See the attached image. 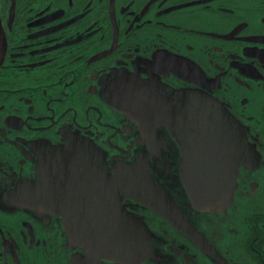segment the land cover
Instances as JSON below:
<instances>
[{"label": "flooded vegetation", "instance_id": "af4514ba", "mask_svg": "<svg viewBox=\"0 0 264 264\" xmlns=\"http://www.w3.org/2000/svg\"><path fill=\"white\" fill-rule=\"evenodd\" d=\"M139 87L215 99L244 129L249 157L223 211L190 204L173 136L108 101ZM68 148L108 175L147 161L189 230L118 188L152 254L129 263L86 250L47 196ZM0 264H264V0H0Z\"/></svg>", "mask_w": 264, "mask_h": 264}, {"label": "water", "instance_id": "95a60500", "mask_svg": "<svg viewBox=\"0 0 264 264\" xmlns=\"http://www.w3.org/2000/svg\"><path fill=\"white\" fill-rule=\"evenodd\" d=\"M119 93L108 101L128 110L146 133L156 131L155 126L159 125L180 143L179 172L190 204L198 210L223 211L233 201L239 169L249 157L244 129L227 109L199 93L166 96L144 87ZM69 151L72 154H67ZM66 152L65 157L72 161L65 171L59 172L64 173V182L55 181L47 196L50 205L56 209L61 205L67 210L61 214L69 216L68 224L75 227V235L86 250L129 263L152 254L146 224L139 217L121 214L118 188L180 229L189 230L174 195L149 171L147 161L125 166L118 161L112 175H108L98 157L83 149L68 148ZM59 197L75 201H57ZM79 206L81 218L77 217Z\"/></svg>", "mask_w": 264, "mask_h": 264}]
</instances>
